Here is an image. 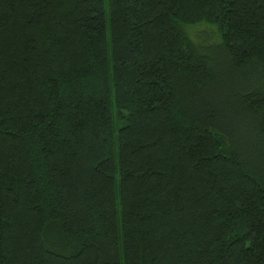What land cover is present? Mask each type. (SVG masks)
Wrapping results in <instances>:
<instances>
[{
    "label": "trees",
    "instance_id": "trees-1",
    "mask_svg": "<svg viewBox=\"0 0 264 264\" xmlns=\"http://www.w3.org/2000/svg\"><path fill=\"white\" fill-rule=\"evenodd\" d=\"M0 264H264V0H0Z\"/></svg>",
    "mask_w": 264,
    "mask_h": 264
},
{
    "label": "rangeland",
    "instance_id": "rangeland-1",
    "mask_svg": "<svg viewBox=\"0 0 264 264\" xmlns=\"http://www.w3.org/2000/svg\"><path fill=\"white\" fill-rule=\"evenodd\" d=\"M187 31L189 35L196 40L197 42L210 47H213L215 44L219 42L218 34L215 33L216 29L210 28L207 25H198L194 27H187ZM215 49L212 53H215ZM220 56V55H219ZM222 59L218 60V63L221 62Z\"/></svg>",
    "mask_w": 264,
    "mask_h": 264
}]
</instances>
